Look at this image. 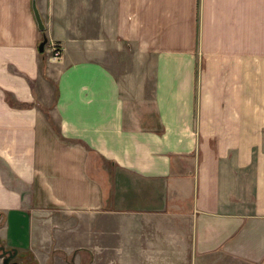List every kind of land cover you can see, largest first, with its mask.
Masks as SVG:
<instances>
[{"label": "crops", "instance_id": "1", "mask_svg": "<svg viewBox=\"0 0 264 264\" xmlns=\"http://www.w3.org/2000/svg\"><path fill=\"white\" fill-rule=\"evenodd\" d=\"M35 7L43 30L31 0H0L4 246L36 264H264V0Z\"/></svg>", "mask_w": 264, "mask_h": 264}, {"label": "rangeland", "instance_id": "2", "mask_svg": "<svg viewBox=\"0 0 264 264\" xmlns=\"http://www.w3.org/2000/svg\"><path fill=\"white\" fill-rule=\"evenodd\" d=\"M55 215H59V214H55ZM58 217V216H56ZM84 222H85V226H92L93 224V218L91 217H86L85 219H83ZM128 219H125L123 218L122 221L121 220H118V221H114V225H119V227H121L120 225H123V224H126ZM64 221H66V219H64ZM69 221H70V224H75L77 223V218L74 219V218H69ZM107 225L109 226L110 225V222L108 221L107 222ZM87 237H90L91 235H86ZM11 237H14L12 238V240L14 242H18V240H22L23 238V233L21 230H19V233L16 234L14 231L12 232L11 234ZM10 238V237H9ZM15 244V243H13ZM18 244V243H17ZM16 244V245H17ZM0 245L2 246L3 249H10L9 247H5L4 244L2 242H0ZM168 252V251H166ZM73 252L71 254H67V256H64V259H68L69 257H72L73 256ZM65 255V254H64ZM218 258H221L220 256H218ZM86 260H88V258H86L85 260H83V262H85ZM12 261H15L19 264H36L35 260H32L31 258V254L29 253V251H22V252H17L16 251V255L15 257L13 258ZM50 262V261H49ZM87 263V262H86ZM0 264H1V259H0ZM188 264V263H187Z\"/></svg>", "mask_w": 264, "mask_h": 264}, {"label": "water", "instance_id": "3", "mask_svg": "<svg viewBox=\"0 0 264 264\" xmlns=\"http://www.w3.org/2000/svg\"><path fill=\"white\" fill-rule=\"evenodd\" d=\"M31 10H32L33 17H34L37 28L39 30H43V28H44L43 23H42L41 17L39 16V13L35 7V0H31ZM45 43H46V39L43 37L37 45V49L39 52H41L43 50V46ZM15 254H16L15 249H8V250L1 249V251H0L1 264H19L15 261H10L11 258H13L15 256Z\"/></svg>", "mask_w": 264, "mask_h": 264}, {"label": "built area", "instance_id": "4", "mask_svg": "<svg viewBox=\"0 0 264 264\" xmlns=\"http://www.w3.org/2000/svg\"><path fill=\"white\" fill-rule=\"evenodd\" d=\"M46 47L48 48L49 56L53 60H59L61 58V47L58 42L54 40H48L46 42Z\"/></svg>", "mask_w": 264, "mask_h": 264}, {"label": "trees", "instance_id": "5", "mask_svg": "<svg viewBox=\"0 0 264 264\" xmlns=\"http://www.w3.org/2000/svg\"><path fill=\"white\" fill-rule=\"evenodd\" d=\"M41 52H42V51H41ZM7 100L10 101L9 98H7ZM0 242H1V240H0ZM1 249H3V248H2V246L0 245V251H1ZM3 250H6V249H3ZM74 252H76V251H74ZM74 252H73V253H74ZM66 260H67L69 263H71V262H72V257H69L68 259L66 258Z\"/></svg>", "mask_w": 264, "mask_h": 264}, {"label": "flooded vegetation", "instance_id": "6", "mask_svg": "<svg viewBox=\"0 0 264 264\" xmlns=\"http://www.w3.org/2000/svg\"><path fill=\"white\" fill-rule=\"evenodd\" d=\"M5 255H6V254H5ZM15 255H16V254H15ZM14 257H15V256H14ZM14 257H13V258H14ZM13 258H11V260H10V261H12V260H13Z\"/></svg>", "mask_w": 264, "mask_h": 264}]
</instances>
